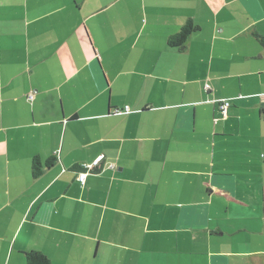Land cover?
Listing matches in <instances>:
<instances>
[{"label": "crops", "instance_id": "1", "mask_svg": "<svg viewBox=\"0 0 264 264\" xmlns=\"http://www.w3.org/2000/svg\"><path fill=\"white\" fill-rule=\"evenodd\" d=\"M27 252L264 264V0H0V264Z\"/></svg>", "mask_w": 264, "mask_h": 264}, {"label": "trees", "instance_id": "2", "mask_svg": "<svg viewBox=\"0 0 264 264\" xmlns=\"http://www.w3.org/2000/svg\"><path fill=\"white\" fill-rule=\"evenodd\" d=\"M197 30V26L193 25L191 22H188L174 38L169 40V44L174 47H182L188 37ZM46 164L48 165L49 162ZM32 166L33 175L36 177L40 173L39 162L37 159H34ZM25 261L26 264H51L44 255L38 252L25 253Z\"/></svg>", "mask_w": 264, "mask_h": 264}, {"label": "built area", "instance_id": "3", "mask_svg": "<svg viewBox=\"0 0 264 264\" xmlns=\"http://www.w3.org/2000/svg\"><path fill=\"white\" fill-rule=\"evenodd\" d=\"M205 89L206 90H209L210 89V86L208 84H205ZM33 96L30 95L28 97V100H32ZM219 110H220V113L221 115L225 118L227 116V112H228V109L230 107V103L227 102V101H220L219 102ZM98 167V162H94L92 165L90 166H85L84 169H87V170H94V169H97ZM84 179H85V174H80L78 176V182L80 183V185L82 186L84 184Z\"/></svg>", "mask_w": 264, "mask_h": 264}]
</instances>
